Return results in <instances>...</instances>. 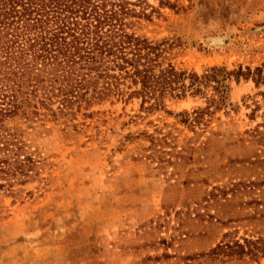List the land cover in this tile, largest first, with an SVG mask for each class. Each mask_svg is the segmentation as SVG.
I'll return each instance as SVG.
<instances>
[{
  "label": "rangeland",
  "instance_id": "374dc122",
  "mask_svg": "<svg viewBox=\"0 0 264 264\" xmlns=\"http://www.w3.org/2000/svg\"><path fill=\"white\" fill-rule=\"evenodd\" d=\"M146 1L137 32L173 40L178 69L264 63V0ZM229 98L193 128L180 113L205 100L189 95L153 111L110 98L76 127L27 129L35 177L0 191V264H63L58 242L86 264H264L213 253L264 239V81H231Z\"/></svg>",
  "mask_w": 264,
  "mask_h": 264
},
{
  "label": "trees",
  "instance_id": "16d2710c",
  "mask_svg": "<svg viewBox=\"0 0 264 264\" xmlns=\"http://www.w3.org/2000/svg\"><path fill=\"white\" fill-rule=\"evenodd\" d=\"M146 6V0H0V191L35 177L38 159L25 133L46 121L67 129L76 127L68 117L110 98H140V107L153 111L190 95L205 100L180 113L193 128L232 105L231 81H264V63L178 69L169 58L173 40L137 32L139 20L148 19ZM149 137L156 146L160 139ZM243 240L221 242L213 253L264 256V239Z\"/></svg>",
  "mask_w": 264,
  "mask_h": 264
},
{
  "label": "crops",
  "instance_id": "0c3cea01",
  "mask_svg": "<svg viewBox=\"0 0 264 264\" xmlns=\"http://www.w3.org/2000/svg\"><path fill=\"white\" fill-rule=\"evenodd\" d=\"M55 254L60 256L63 260V264H86L81 261L73 259V245L67 242H58L54 246Z\"/></svg>",
  "mask_w": 264,
  "mask_h": 264
}]
</instances>
